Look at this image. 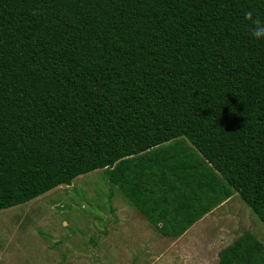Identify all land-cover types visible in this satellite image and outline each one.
<instances>
[{"label": "trees", "instance_id": "obj_1", "mask_svg": "<svg viewBox=\"0 0 264 264\" xmlns=\"http://www.w3.org/2000/svg\"><path fill=\"white\" fill-rule=\"evenodd\" d=\"M264 0H0V209L101 169L158 234L237 194L264 224ZM216 264H264L243 231Z\"/></svg>", "mask_w": 264, "mask_h": 264}, {"label": "rangeland", "instance_id": "obj_2", "mask_svg": "<svg viewBox=\"0 0 264 264\" xmlns=\"http://www.w3.org/2000/svg\"><path fill=\"white\" fill-rule=\"evenodd\" d=\"M243 231L264 250V224L233 193L181 235L161 236L96 169L0 209V264H216Z\"/></svg>", "mask_w": 264, "mask_h": 264}, {"label": "clouds", "instance_id": "obj_3", "mask_svg": "<svg viewBox=\"0 0 264 264\" xmlns=\"http://www.w3.org/2000/svg\"><path fill=\"white\" fill-rule=\"evenodd\" d=\"M244 17L249 24L252 37L256 40H264V21L254 14V10L246 11Z\"/></svg>", "mask_w": 264, "mask_h": 264}, {"label": "crops", "instance_id": "obj_4", "mask_svg": "<svg viewBox=\"0 0 264 264\" xmlns=\"http://www.w3.org/2000/svg\"><path fill=\"white\" fill-rule=\"evenodd\" d=\"M225 201H226V199H225ZM222 202H223V201H222ZM222 202H221V203H222ZM218 205H220V204H218ZM218 205H216L215 207H217ZM215 207H213L210 211H213V209H214ZM207 213H208V212H207ZM207 213H206V214H207ZM204 215H205V214H204ZM204 215H203V216H204ZM142 217H143V216H142ZM201 217H202V216H201ZM201 217H200V218H201ZM143 218H144V217H143ZM200 218H199V219H200ZM199 219H198V220H199ZM194 223H195V222H194Z\"/></svg>", "mask_w": 264, "mask_h": 264}]
</instances>
